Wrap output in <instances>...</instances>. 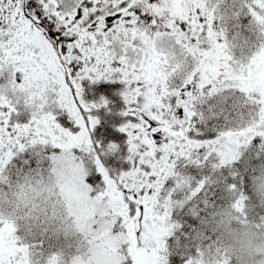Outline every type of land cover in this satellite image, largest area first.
I'll return each instance as SVG.
<instances>
[{
	"label": "snow or ice",
	"instance_id": "1",
	"mask_svg": "<svg viewBox=\"0 0 264 264\" xmlns=\"http://www.w3.org/2000/svg\"><path fill=\"white\" fill-rule=\"evenodd\" d=\"M0 264H264V0H0Z\"/></svg>",
	"mask_w": 264,
	"mask_h": 264
}]
</instances>
